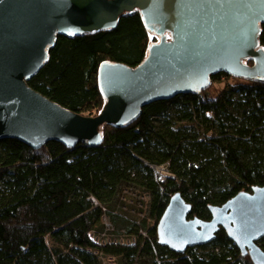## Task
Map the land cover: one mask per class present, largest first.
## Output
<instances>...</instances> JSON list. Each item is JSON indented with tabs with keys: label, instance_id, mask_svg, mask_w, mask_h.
Wrapping results in <instances>:
<instances>
[{
	"label": "trees",
	"instance_id": "trees-1",
	"mask_svg": "<svg viewBox=\"0 0 264 264\" xmlns=\"http://www.w3.org/2000/svg\"><path fill=\"white\" fill-rule=\"evenodd\" d=\"M160 39L138 10L122 15L113 29L58 35L27 83L70 111L95 116L105 104L100 66L136 67ZM257 43L264 49V23ZM210 80L201 92L146 105L126 125H103V140L94 147L50 141L32 149L0 140V264H103L106 257L124 264H253L223 229L183 253L157 242L156 224L173 194L191 205V217L208 220L209 205L264 186V80L225 72ZM164 163L173 178L159 182L148 165ZM135 190L148 196L138 216L148 208L154 225L147 216L131 222L114 211L119 202L129 207ZM104 217L113 226L109 239L100 237ZM121 230L134 234L132 243L110 241ZM258 245L264 251V237Z\"/></svg>",
	"mask_w": 264,
	"mask_h": 264
},
{
	"label": "water",
	"instance_id": "water-1",
	"mask_svg": "<svg viewBox=\"0 0 264 264\" xmlns=\"http://www.w3.org/2000/svg\"><path fill=\"white\" fill-rule=\"evenodd\" d=\"M136 10L161 39L136 67L100 66L105 104L97 115L70 111L28 85L58 35L113 29ZM263 23L264 0H0V140L17 139L32 149L50 141L94 147L103 140V125L121 127L150 103L201 92L212 74L264 80V49L257 43ZM208 210V220L191 217L181 194L170 196L156 224L159 245L183 253L212 242L223 229L243 256L264 264L258 245L264 237V186Z\"/></svg>",
	"mask_w": 264,
	"mask_h": 264
},
{
	"label": "rangeland",
	"instance_id": "rangeland-1",
	"mask_svg": "<svg viewBox=\"0 0 264 264\" xmlns=\"http://www.w3.org/2000/svg\"><path fill=\"white\" fill-rule=\"evenodd\" d=\"M217 86V85H216ZM216 86H214L212 89H214ZM223 85L220 84L219 87L221 88ZM212 92H214L212 90ZM169 169V168H168ZM169 172L171 173V171L169 170ZM167 174V173H166ZM172 174V173H171ZM169 177V176H168ZM130 197H132V200L130 201V210L129 211V207H124L120 202L118 203V206H116L114 208V211L117 212V215H119L123 220L127 219L128 221H131V222H134V221H141V218H144V217H148V208H144L143 209V213L142 214H137V210L140 209V205H139V202H148V196L146 195L145 197H142V194H139V191L138 190H135V192H132L129 194ZM144 206H145V203H144ZM147 207H148V203H147ZM145 214V216H144ZM147 221V225L149 226H152L154 225L155 223V220L154 218H150L148 217L146 219ZM143 235H145V232L143 231L142 232ZM102 239H109L106 237L105 234H101L100 236ZM134 234L132 233H124L122 235V237L118 238V239H114V240H110L112 243H117L119 242L120 244H127V243H132L133 240H134ZM133 238V239H132ZM104 240H101V242H103ZM103 259V264H124L125 260L122 259V258H116V257H106V259L104 260Z\"/></svg>",
	"mask_w": 264,
	"mask_h": 264
},
{
	"label": "built area",
	"instance_id": "built-area-1",
	"mask_svg": "<svg viewBox=\"0 0 264 264\" xmlns=\"http://www.w3.org/2000/svg\"><path fill=\"white\" fill-rule=\"evenodd\" d=\"M148 166L151 168L155 179L159 182L164 181L167 178H173V174L169 172L168 165L166 163L160 164V165L149 164ZM90 199L94 204H97V201L94 197H90ZM103 223L105 226V231L102 234H105L107 237V235L109 234V231H113V226L107 217L103 218ZM124 233L125 231L121 230V235L119 236V238L122 237Z\"/></svg>",
	"mask_w": 264,
	"mask_h": 264
}]
</instances>
